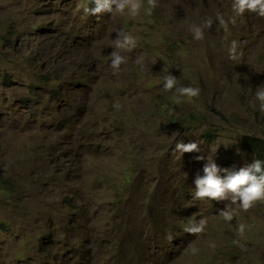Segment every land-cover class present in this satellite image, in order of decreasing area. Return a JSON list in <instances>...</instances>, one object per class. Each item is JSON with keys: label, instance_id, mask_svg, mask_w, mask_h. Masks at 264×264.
I'll use <instances>...</instances> for the list:
<instances>
[{"label": "rangeland", "instance_id": "rangeland-1", "mask_svg": "<svg viewBox=\"0 0 264 264\" xmlns=\"http://www.w3.org/2000/svg\"><path fill=\"white\" fill-rule=\"evenodd\" d=\"M138 2L91 15L94 0H0V264H264V201L194 199L208 156L239 171L255 161L244 137L264 139V17ZM168 74L199 95L164 91ZM180 141L199 151L174 153Z\"/></svg>", "mask_w": 264, "mask_h": 264}, {"label": "clouds", "instance_id": "clouds-1", "mask_svg": "<svg viewBox=\"0 0 264 264\" xmlns=\"http://www.w3.org/2000/svg\"><path fill=\"white\" fill-rule=\"evenodd\" d=\"M150 9L154 8L155 0H148ZM95 7H85V13L97 15L102 12H124L128 9L132 15L138 14L140 4L138 0H94ZM233 11L242 14L245 11H251L264 17V0H234L232 5ZM220 24H224L223 18L218 17ZM207 26H211L212 21L207 20ZM193 31L196 39H201L203 36L202 29L198 26H193ZM119 35V33H118ZM116 48L127 49L134 46V40L130 35L124 36L123 39L114 41ZM237 42L233 41L230 48V58H235ZM112 68L119 70V66L124 63V58L119 52L112 54ZM139 62V61H138ZM165 70V69H164ZM163 70V71H164ZM177 79L168 74L164 77V91L176 89L178 96H186L189 98L199 95V89L193 87H176ZM255 100L259 102V110L264 113V85L256 88ZM255 107V104H253ZM199 151V145L195 142L184 143L180 141L176 143L174 153H193ZM198 160H204V156H198ZM221 171L225 173V177L220 176ZM194 199L208 198L215 201H223L231 197V204L239 202V206L247 211L256 202L264 201V162L255 160L253 163L246 165L239 171L221 169L215 162L212 156L207 157V163L203 168V175L197 174L195 178ZM230 205L226 206V210H220L219 214L225 220H231L232 214L229 211ZM206 219H200L198 222H192L190 227L185 231L190 234H198L205 230ZM241 235L244 232V226L239 229ZM238 243V242H237ZM214 247V245H213Z\"/></svg>", "mask_w": 264, "mask_h": 264}, {"label": "trees", "instance_id": "trees-1", "mask_svg": "<svg viewBox=\"0 0 264 264\" xmlns=\"http://www.w3.org/2000/svg\"><path fill=\"white\" fill-rule=\"evenodd\" d=\"M11 80H12V77L9 76L7 81L11 82ZM48 83H49V80L47 78L46 80H44V82H41V85L45 86ZM36 89H38V87ZM60 89L61 88H59V86H58V87H55L53 89V91L51 90V94L49 91H47V93L50 94V96H51L50 98H55L54 101L61 102V100H63L64 96H63L62 91H60ZM243 149L245 151H247L248 153L252 154L254 156L255 160L258 159V160L264 162V139L258 138L255 136L244 137Z\"/></svg>", "mask_w": 264, "mask_h": 264}]
</instances>
